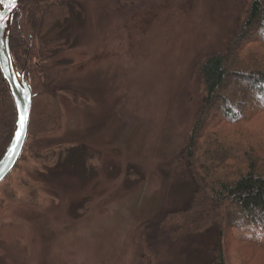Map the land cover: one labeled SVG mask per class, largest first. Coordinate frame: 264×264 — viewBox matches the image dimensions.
<instances>
[{"label":"rangeland","instance_id":"374dc122","mask_svg":"<svg viewBox=\"0 0 264 264\" xmlns=\"http://www.w3.org/2000/svg\"><path fill=\"white\" fill-rule=\"evenodd\" d=\"M76 1L80 19L47 36L70 38L46 72L63 127L27 137L0 184V264H204L214 234L147 237L190 197L178 157L201 107L197 64L228 46L250 0ZM222 249L226 264H264L253 226L227 224Z\"/></svg>","mask_w":264,"mask_h":264},{"label":"trees","instance_id":"16d2710c","mask_svg":"<svg viewBox=\"0 0 264 264\" xmlns=\"http://www.w3.org/2000/svg\"><path fill=\"white\" fill-rule=\"evenodd\" d=\"M81 14L76 0H21L13 13L11 53L19 71L27 62L32 92L28 138L63 127L51 102L57 89L46 72L62 63L55 59L69 49L70 38L65 32L47 36ZM197 68L201 107L178 157L191 179L190 197L181 210L150 224L147 240L153 248L214 234L204 264H226L227 224L253 226L264 235V0H250L228 46L200 58ZM14 127V104L0 72V159Z\"/></svg>","mask_w":264,"mask_h":264},{"label":"water","instance_id":"95a60500","mask_svg":"<svg viewBox=\"0 0 264 264\" xmlns=\"http://www.w3.org/2000/svg\"><path fill=\"white\" fill-rule=\"evenodd\" d=\"M21 0H0V72L7 85L15 108V127L10 143L0 159V184L6 180L17 166L22 157L28 133L32 110V92L29 88L24 71L17 69L10 45L12 16ZM26 115L23 129L19 128L18 121L21 115ZM17 131H21L18 142L15 141ZM16 143L14 151L13 144Z\"/></svg>","mask_w":264,"mask_h":264},{"label":"snow or ice","instance_id":"6c2138e0","mask_svg":"<svg viewBox=\"0 0 264 264\" xmlns=\"http://www.w3.org/2000/svg\"><path fill=\"white\" fill-rule=\"evenodd\" d=\"M13 2H15V0H13ZM26 119H27L26 115H23V114H22V115L20 116V119H19V121H18V124H19V128H20V129H23V127H24V125H25V123H26ZM21 134H22L21 131H17V133H16V137H15V141H16V142L19 141ZM15 147H16V143L13 144V147H12V150H13V151H14Z\"/></svg>","mask_w":264,"mask_h":264}]
</instances>
